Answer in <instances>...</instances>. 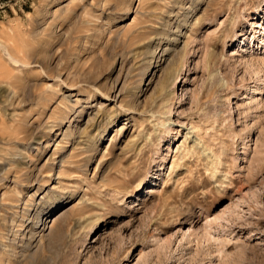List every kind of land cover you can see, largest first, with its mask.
I'll use <instances>...</instances> for the list:
<instances>
[{
	"label": "rangeland",
	"instance_id": "rangeland-1",
	"mask_svg": "<svg viewBox=\"0 0 264 264\" xmlns=\"http://www.w3.org/2000/svg\"><path fill=\"white\" fill-rule=\"evenodd\" d=\"M0 264H264V0H0Z\"/></svg>",
	"mask_w": 264,
	"mask_h": 264
},
{
	"label": "bare ground",
	"instance_id": "bare-ground-1",
	"mask_svg": "<svg viewBox=\"0 0 264 264\" xmlns=\"http://www.w3.org/2000/svg\"><path fill=\"white\" fill-rule=\"evenodd\" d=\"M152 39H153V37H151V38L149 39V41H150V40H152ZM157 48H158V44H157V45H156V46L153 48V50H151V51H150V52H151V54H153V55H154V54H155V52H156V50H157ZM156 58H157V57H156ZM254 74L256 75V74H258V73H254ZM254 77L256 78V76H253L252 78H254ZM255 78H254V79H255ZM254 82H255V81H254ZM253 86H254V84H253ZM257 86H258V85H257ZM251 92H252V91H251ZM251 94H252V93H251ZM236 95H237V94H236ZM173 120H174V119H173ZM111 121H112V119H111V120H109L108 124H110V122H111ZM170 122H171V119L168 121V124H169V125H171V124H170ZM51 204H52V203H51ZM52 209H53V208H51V209H50V210H48V211L50 212ZM50 215H52V214H50ZM50 215H49V216H50ZM35 218H36V217H35ZM34 220H35V219H34ZM44 222H45V221H44ZM34 224H35V227L37 228V227H38V224H37V222H34ZM36 234H37V233H36ZM32 237H34V234H33V236H32Z\"/></svg>",
	"mask_w": 264,
	"mask_h": 264
}]
</instances>
